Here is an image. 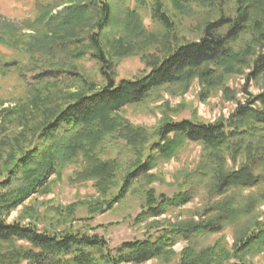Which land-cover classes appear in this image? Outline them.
<instances>
[{
  "label": "trees",
  "instance_id": "1",
  "mask_svg": "<svg viewBox=\"0 0 264 264\" xmlns=\"http://www.w3.org/2000/svg\"><path fill=\"white\" fill-rule=\"evenodd\" d=\"M57 1L65 12L49 18L69 30L57 43L59 52L73 60L89 54L99 64L104 83L93 89V83L80 72L63 64L49 63L29 76L20 73L27 85H35V80L59 85L81 82L83 91L50 115L36 133V142L19 155L5 158L0 241L22 244L0 252V264H144L152 259L164 264H250L247 258L264 256V220L259 221L257 213L264 203V91L247 93L228 118L213 123L164 118L149 131L132 126L118 114L163 85L186 90L197 78L205 90H212L224 87L229 75L243 69H249L247 80L264 74V0H170L179 10L187 3L196 4L217 17L203 26L198 39L177 45L160 59L150 55L145 74L117 82L100 36L105 28L117 31V27L135 34L141 29L140 10L128 9L112 25L110 0ZM162 2L152 0L151 15L170 28ZM69 44L71 48L66 47ZM187 142L201 145L202 161L187 176L183 188L171 195L157 194L152 188L145 191L133 222L153 221L141 238L110 247L102 236L81 229L48 231L32 223L6 221L11 210L34 192L45 191L46 180L69 163L79 161L75 180H92L99 192L116 186L110 206L124 198L135 179L152 178L150 171L176 156ZM199 186L204 187L208 200L194 217L158 220L169 209L190 202ZM230 227L234 230L232 246L223 237L208 242ZM178 241L185 245L177 253L173 246Z\"/></svg>",
  "mask_w": 264,
  "mask_h": 264
},
{
  "label": "rangeland",
  "instance_id": "2",
  "mask_svg": "<svg viewBox=\"0 0 264 264\" xmlns=\"http://www.w3.org/2000/svg\"><path fill=\"white\" fill-rule=\"evenodd\" d=\"M143 1L110 0L112 25L117 24L128 9L141 12V29L138 28L135 34L117 27V31L105 28L100 36L116 82L145 74L149 70L145 61L150 59V55L160 59L177 45L198 39L203 26L217 17L214 11L196 4L187 3L184 10H179L170 0H162L165 14L171 22L170 28H166L152 18V0ZM58 4L57 0H0V181L5 175V158L9 154L19 155L22 149L36 142V133L50 115L83 91L81 82L59 85L45 81L38 84L35 80V85H27L20 73L25 72L29 76L49 63L55 67L63 64L67 68L74 67L93 83V89L104 83L99 64L89 54L73 60L59 52L61 46L58 47L57 43L65 39L69 30L60 28L58 20L49 18L51 14L65 12V6ZM46 12L51 13L47 15ZM66 47L71 48L72 44ZM248 72L249 69H243L231 74L224 87L212 90H205L197 78L189 83L186 90L174 84L163 85L152 90L142 102L123 107L118 114L132 126L149 131L154 130L164 118L204 123L226 119L239 103L246 100L247 93L255 95L264 91V74L255 80H247ZM201 161V145L187 142L176 156L158 163L150 171L152 178L141 176L135 179L124 198L110 206L108 201L113 197L116 186L103 193L94 188L92 180H75L74 173L81 168L80 162L75 161L52 174L46 180L47 189L27 197L8 213L6 221L32 223L38 229L48 231L81 229L102 236L110 247H116L123 241L141 238L148 222L153 221L149 219L139 225L133 222L141 210L145 191L152 188L157 194L171 195L183 188L189 181L187 176L195 172ZM207 200L204 187L199 186L190 202L169 209L158 220L192 218ZM257 213L258 220H264V203L257 207ZM233 236L234 230L230 227L211 236L208 242L223 237L228 246H232ZM21 244L18 241H0V252ZM184 245L185 242L178 241L173 249L178 253ZM247 261L264 264V256L255 255ZM144 264L164 263L152 259Z\"/></svg>",
  "mask_w": 264,
  "mask_h": 264
}]
</instances>
